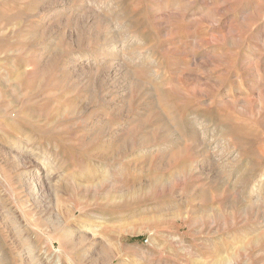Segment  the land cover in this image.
<instances>
[{"label": "rangeland", "instance_id": "1", "mask_svg": "<svg viewBox=\"0 0 264 264\" xmlns=\"http://www.w3.org/2000/svg\"><path fill=\"white\" fill-rule=\"evenodd\" d=\"M159 2L0 0V264H264V0Z\"/></svg>", "mask_w": 264, "mask_h": 264}, {"label": "bare ground", "instance_id": "2", "mask_svg": "<svg viewBox=\"0 0 264 264\" xmlns=\"http://www.w3.org/2000/svg\"><path fill=\"white\" fill-rule=\"evenodd\" d=\"M161 1H163V0H160V2ZM159 2V3H160ZM163 3V2H162ZM158 4V3H157ZM165 5V4H164ZM162 6V5H161ZM156 10L158 9V8H155ZM164 9V8H163ZM167 9V8H166ZM156 10H155V12H156ZM160 11V10H159ZM245 12V11H244ZM161 13V12H160ZM159 14V13H158ZM209 16V15H208ZM211 16V15H210ZM215 18V17H214ZM240 18V17H239ZM91 24V23H90ZM90 27V26H89ZM96 29V28H95ZM116 30V29H115ZM111 31V30H110ZM112 32V31H111ZM115 33V32H114ZM79 34V33H78ZM105 34V33H104ZM116 34V33H115ZM118 35V34H117ZM105 36V35H104ZM119 36V35H118ZM117 36V37H118ZM105 38V37H104ZM103 39V38H102ZM118 39H120V38H118ZM125 40V39H124ZM90 41V40H89ZM118 41V40H117ZM82 42V41H81ZM89 42H87V44H88ZM107 45V44H106ZM112 50V49H111ZM111 52V51H110ZM115 53V52H114ZM118 57V56H117ZM106 60V59H105ZM132 62V61H131ZM255 63V62H254ZM141 64V63H140ZM115 65V64H114ZM126 66V65H125ZM255 68V67H254ZM260 72V71H259ZM256 73V72H255ZM257 75V74H256ZM115 77V76H114ZM113 81V80H112ZM263 82V81H262ZM261 87V86H260ZM260 110V109H259ZM192 124V123H191ZM192 128V127H191ZM205 141V140H204ZM209 149V148H208ZM56 230V229H55ZM63 232V231H62ZM61 232V233H62ZM74 233H72V232H70V231H66V232H63V235H62V237H64L63 239H65L64 241H66L67 239H71V237H72V235H73ZM60 240H62V239H60ZM67 241H69V244L71 245V247L73 248V247H75L76 246V242H70V240H67ZM61 242V241H60ZM63 242V241H62ZM62 242L60 243V244H62ZM64 244V246H65V242L63 243ZM63 246V245H62ZM71 251H72V249H70ZM1 252V251H0ZM32 254V253H31ZM34 255V254H33ZM106 256V255H105ZM107 256H108V254H107ZM57 264V263H56Z\"/></svg>", "mask_w": 264, "mask_h": 264}]
</instances>
